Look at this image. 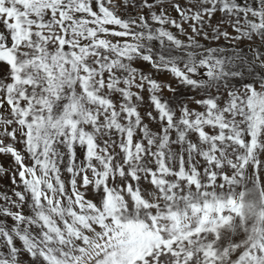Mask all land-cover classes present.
I'll return each instance as SVG.
<instances>
[{
	"label": "snow or ice",
	"instance_id": "1",
	"mask_svg": "<svg viewBox=\"0 0 264 264\" xmlns=\"http://www.w3.org/2000/svg\"><path fill=\"white\" fill-rule=\"evenodd\" d=\"M3 179L0 264H264V0H0Z\"/></svg>",
	"mask_w": 264,
	"mask_h": 264
},
{
	"label": "rangeland",
	"instance_id": "2",
	"mask_svg": "<svg viewBox=\"0 0 264 264\" xmlns=\"http://www.w3.org/2000/svg\"><path fill=\"white\" fill-rule=\"evenodd\" d=\"M139 67H142V68H144L145 71H148V68H147L146 65L141 64V65H139ZM157 78L162 80V81H168L170 79V77L168 75H166V74H159ZM175 86H176L175 82H173V87H175ZM170 95H171L170 93L165 92L164 93L165 99H167ZM191 106L195 107V105H191ZM3 163L5 165H7L8 161H3ZM6 185L10 186V181L9 180H7V179L0 180V188H2L3 186H6Z\"/></svg>",
	"mask_w": 264,
	"mask_h": 264
}]
</instances>
